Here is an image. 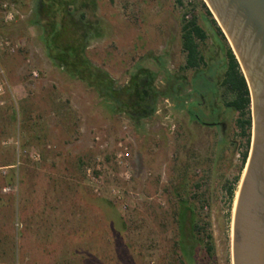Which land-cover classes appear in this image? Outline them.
I'll return each mask as SVG.
<instances>
[{
	"label": "rangeland",
	"instance_id": "1",
	"mask_svg": "<svg viewBox=\"0 0 264 264\" xmlns=\"http://www.w3.org/2000/svg\"><path fill=\"white\" fill-rule=\"evenodd\" d=\"M73 2L65 40L85 36L117 89L148 69L174 90L132 120L51 59L40 0H0V264H233L247 142L226 106L214 16L199 0ZM193 17L207 33L197 70L182 46ZM184 80L188 108L175 86Z\"/></svg>",
	"mask_w": 264,
	"mask_h": 264
},
{
	"label": "trees",
	"instance_id": "2",
	"mask_svg": "<svg viewBox=\"0 0 264 264\" xmlns=\"http://www.w3.org/2000/svg\"><path fill=\"white\" fill-rule=\"evenodd\" d=\"M199 1L207 9L208 14L213 17L205 1ZM40 2L44 11L41 18L35 23L44 25L46 28L44 40L51 59L62 64L71 75L93 86L107 102L112 104L119 112L126 113L132 120L138 121L150 117L155 111L159 95L166 94L155 86L157 73L148 69H140L132 75L127 86L117 89L109 73L95 66L86 56L85 36L77 34L75 39L65 40L69 27L67 24L74 4L73 0H40ZM212 21L217 26L218 35L226 43L227 64L221 85L232 96L231 100L227 101L226 106L235 112H239L237 127L242 131V135L246 137L249 144L252 116L248 83L221 27L214 17ZM206 38L207 33L198 23L196 17L184 20L182 46L183 51L186 53L185 68L197 69L205 64V57L200 44ZM175 86L179 87L177 84ZM172 88H174V85ZM247 156L248 151L246 150L243 154L244 164ZM238 179L239 177L236 178V181ZM228 194L232 200L235 194L234 186L229 187ZM208 238L210 242L207 250L213 256L212 234L209 233Z\"/></svg>",
	"mask_w": 264,
	"mask_h": 264
},
{
	"label": "water",
	"instance_id": "3",
	"mask_svg": "<svg viewBox=\"0 0 264 264\" xmlns=\"http://www.w3.org/2000/svg\"><path fill=\"white\" fill-rule=\"evenodd\" d=\"M248 83L253 141L237 196L233 264H264V0H204Z\"/></svg>",
	"mask_w": 264,
	"mask_h": 264
},
{
	"label": "flooded vegetation",
	"instance_id": "4",
	"mask_svg": "<svg viewBox=\"0 0 264 264\" xmlns=\"http://www.w3.org/2000/svg\"><path fill=\"white\" fill-rule=\"evenodd\" d=\"M198 69V68H197ZM197 69H194V70H197ZM242 70V69H241ZM179 85V87H178V89L176 90L179 94H180V100H179V103L180 104H185V107L186 108H188V107H190L191 105H196L197 103L196 102H194L192 99H193V93H192V91H190V92H187L186 91V81L184 80L183 81V83H182V81H181V83H179L178 84ZM155 86H156V84H155ZM157 87V86H156ZM158 88V87H157ZM159 89V88H158ZM174 89L170 86V88L167 90V91H164L166 94L164 95L165 97H170V94H171V91H173ZM177 93V94H178ZM211 93H213V92H211ZM214 94V93H213ZM191 102H190V101ZM191 112H190V116L192 117V118H194L195 120H197V121H199L200 119H201V117H200V115H199V111H193L192 109H189ZM237 113H239V112H237ZM239 116H240V114H239ZM239 116H238V118H239ZM251 116H252V106H251ZM237 118V119H238ZM215 119V118H214ZM206 122V121H205ZM207 123V122H206ZM236 125H237V120H236ZM242 132V131H241ZM250 132H251V137H250V143L248 144H246V150L248 151V156H247V159H246V162H245V164L243 163V155H242V169H241V172H242V170H244V168L246 167V165H247V162H248V158H249V155H250V152H251V147H252V141H253V117H252V128H251V130H250ZM246 138V137H245ZM246 142H247V139H246ZM243 154H244V152H243ZM240 181V177H239V179L236 181V178L234 179V182L233 183H231V184H229L228 185V187H227V192H228V189H229V187L230 186H234V193H235V187L237 186L236 185V183H238ZM229 195V194H228ZM230 198V197H229ZM234 198V197H233Z\"/></svg>",
	"mask_w": 264,
	"mask_h": 264
},
{
	"label": "built area",
	"instance_id": "5",
	"mask_svg": "<svg viewBox=\"0 0 264 264\" xmlns=\"http://www.w3.org/2000/svg\"><path fill=\"white\" fill-rule=\"evenodd\" d=\"M0 44H2V43H0ZM2 91H3V86H2V84L0 83V93H2ZM34 157L35 158H40V155L38 154V153H35L34 154ZM119 157H124V154H120V156ZM88 175H89V177H93V179H96L94 176H92V172H91V170L89 169V171H88ZM96 191L98 192L99 190L98 189H96Z\"/></svg>",
	"mask_w": 264,
	"mask_h": 264
}]
</instances>
